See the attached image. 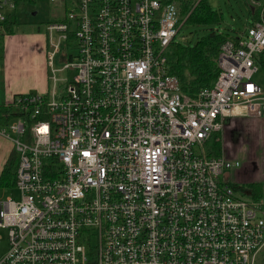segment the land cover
<instances>
[{"label":"built area","instance_id":"1","mask_svg":"<svg viewBox=\"0 0 264 264\" xmlns=\"http://www.w3.org/2000/svg\"><path fill=\"white\" fill-rule=\"evenodd\" d=\"M52 1L65 15L47 24L49 88L0 121L22 137L0 264H264V195H238L240 161L206 146L227 117L264 119V0L236 35L212 29L228 33L219 74L196 96L170 73L178 0ZM16 7L0 0V34Z\"/></svg>","mask_w":264,"mask_h":264},{"label":"rangeland","instance_id":"2","mask_svg":"<svg viewBox=\"0 0 264 264\" xmlns=\"http://www.w3.org/2000/svg\"><path fill=\"white\" fill-rule=\"evenodd\" d=\"M214 8H218L223 13L222 27L231 34L236 35V30L245 29L250 20L248 2L250 0H208ZM65 15V6L59 1L52 0H20L17 7V23L15 24V33L29 32H46V25L50 21H56ZM215 28V26H213ZM212 32L211 29H205L202 26L184 25L177 35L178 40L190 41L193 44L198 35ZM57 38V34H53ZM185 37V38H184ZM184 38V39H183ZM71 44V43H69ZM1 46V45H0ZM68 52L75 51L72 44L69 46ZM50 48V37L48 38V46ZM4 48H0V70L3 66ZM58 66L62 65L60 55L58 56ZM253 79L264 86V69L253 76ZM15 116L11 117L8 127L16 121ZM223 138L222 152L231 158L240 161V166L232 168L228 172L230 177L228 180L234 182L238 187V195L248 198V188H254L260 182H254L252 179L256 175L264 174V119L252 115L234 116L226 118V126L223 132H220ZM13 139L22 138L17 133H10ZM259 170V171H258ZM227 175V174H226ZM225 174L221 175V179L225 180ZM11 196L19 199L20 193L16 187H0V199H6ZM0 255L6 251L7 247V231L0 228Z\"/></svg>","mask_w":264,"mask_h":264},{"label":"trees","instance_id":"3","mask_svg":"<svg viewBox=\"0 0 264 264\" xmlns=\"http://www.w3.org/2000/svg\"><path fill=\"white\" fill-rule=\"evenodd\" d=\"M171 1V0H165ZM180 3V11L182 17H186L184 25L202 26L205 29H213V26L221 25L223 21V13L220 9L214 8L208 0H178ZM249 13L254 18L257 17L253 11L252 5L248 2ZM13 15L9 14L5 24V30L11 31L13 25ZM47 26V25H46ZM228 36V33L210 32L198 35L196 41L191 44L190 41H174L171 44V52L169 56L170 73L175 75L180 83V89L183 93L190 96L196 94L204 87H210L214 84L219 74L217 64V55L220 45ZM264 69V60L262 61ZM19 112L9 105H0V121L8 124L11 117ZM222 135L213 132L207 142V151L209 155L222 154ZM19 154L14 148L8 159L6 160L2 173L0 175V187H13L18 163ZM239 189V187L237 186ZM250 195L258 197L264 195V183L254 185V188L247 189Z\"/></svg>","mask_w":264,"mask_h":264},{"label":"crops","instance_id":"4","mask_svg":"<svg viewBox=\"0 0 264 264\" xmlns=\"http://www.w3.org/2000/svg\"><path fill=\"white\" fill-rule=\"evenodd\" d=\"M19 2L20 0H17V7ZM17 7L12 12L14 22L11 31L13 32L5 30L0 34V48H4V61L0 70V105H8L17 94L43 93L49 88L47 27L44 33L39 31L15 33ZM14 148L13 138L0 133V175ZM252 180L263 184L264 174L256 175ZM247 193L250 195L248 190Z\"/></svg>","mask_w":264,"mask_h":264},{"label":"bare ground","instance_id":"5","mask_svg":"<svg viewBox=\"0 0 264 264\" xmlns=\"http://www.w3.org/2000/svg\"><path fill=\"white\" fill-rule=\"evenodd\" d=\"M235 111H238V108H237V109H235V110H234V112H235Z\"/></svg>","mask_w":264,"mask_h":264}]
</instances>
